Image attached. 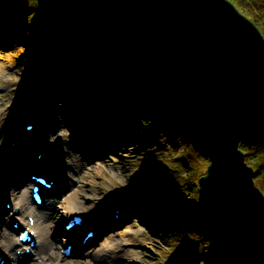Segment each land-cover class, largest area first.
<instances>
[{
    "label": "rangeland",
    "instance_id": "1",
    "mask_svg": "<svg viewBox=\"0 0 264 264\" xmlns=\"http://www.w3.org/2000/svg\"><path fill=\"white\" fill-rule=\"evenodd\" d=\"M45 3L54 9L49 0ZM45 3L0 0V28L5 26L4 19L9 20V31H0V254L7 264H39L31 260L36 254L27 262H15L1 237L10 228L9 209L25 202L22 193L33 211L51 213L45 238L55 248L41 256L44 264H185L182 257L169 253V238L178 225L173 217H163L160 201H178L181 207L195 208L198 179L204 175L207 158L176 128L167 130V138L144 131L145 121L141 115L130 114L131 106L114 103L111 97L102 101L103 96L97 102L104 104L94 105L91 96L98 90L85 97L75 95L70 82L64 80L63 70L57 69L60 58L55 46L51 45L49 54L42 49L43 34L49 26L65 29L62 18L52 14ZM17 40L21 47L15 45ZM68 101L85 103L87 109H70ZM95 115H99V122ZM78 122L83 126L76 131ZM29 123L38 124L39 131L24 134ZM12 139L14 146L4 151L3 144ZM85 139H90L87 146ZM34 151L52 156L51 171L58 181L57 189L38 207L30 202L26 175ZM125 191L132 192L134 199L120 208L116 219L114 213L119 207L115 204ZM2 198L8 199L9 209L4 210ZM47 201L54 203L49 206ZM179 210L183 215L184 209ZM14 213L25 221L22 210ZM72 213L82 214L89 226L101 232L79 245L72 258H65L64 238L71 232H65L63 224ZM228 231L237 245L247 243L238 228ZM194 246L189 240L186 251Z\"/></svg>",
    "mask_w": 264,
    "mask_h": 264
},
{
    "label": "water",
    "instance_id": "2",
    "mask_svg": "<svg viewBox=\"0 0 264 264\" xmlns=\"http://www.w3.org/2000/svg\"><path fill=\"white\" fill-rule=\"evenodd\" d=\"M98 60L131 65L193 149L198 219L238 228L264 264V194L239 144L264 138V37L228 0H49Z\"/></svg>",
    "mask_w": 264,
    "mask_h": 264
},
{
    "label": "trees",
    "instance_id": "3",
    "mask_svg": "<svg viewBox=\"0 0 264 264\" xmlns=\"http://www.w3.org/2000/svg\"><path fill=\"white\" fill-rule=\"evenodd\" d=\"M228 1L253 22L264 37V0ZM48 4L45 3V5ZM48 8L61 20V17L51 9L52 7L50 8L48 5ZM64 26L65 29H58V27L56 29L54 28L55 24H52L45 30L42 49L45 54H49L52 51L50 46L54 45L53 49L60 58L56 62L57 68L63 70L64 76L69 82L74 84L85 82V89L90 90L96 86L92 78L94 64H100L101 61L89 52L79 38L68 29L65 22ZM5 30L7 31L8 28ZM102 65L104 70L100 76V89L107 94L115 87L121 88L118 102L123 105H131L134 109L132 114L134 116L141 115L145 121L144 128L163 137L167 135V130H173V128L181 132L177 120L169 117L166 110L155 100L153 92L145 86L136 68L130 65L123 67L104 63ZM239 148L244 154L245 161L250 163L247 165L253 168L255 185L264 194V138L242 142ZM195 199L197 200V197ZM161 206L164 213L173 217L174 223L178 225L173 238H170L172 240L170 249H174L173 246L181 247V245L184 247L183 249H186L189 240L195 244L190 252L183 250L179 253L178 251V254H181L188 263L192 264L195 259H206V264H261L254 244L244 235L243 238L247 243L237 245L227 234L229 228L215 229L200 221L189 211H193L192 206L185 209L182 216H180L179 210L181 206L178 203L174 205L161 203ZM174 251L176 250L174 249Z\"/></svg>",
    "mask_w": 264,
    "mask_h": 264
},
{
    "label": "bare ground",
    "instance_id": "4",
    "mask_svg": "<svg viewBox=\"0 0 264 264\" xmlns=\"http://www.w3.org/2000/svg\"><path fill=\"white\" fill-rule=\"evenodd\" d=\"M89 144L90 143L88 141L85 142L86 146L89 145ZM20 194L22 195V197L25 200L23 205H20V204L17 203V205L21 206L20 211L22 210V212H23L21 216L26 215V213H27V215L29 214V215H34L35 216L34 226H32V230L35 231V234L37 235L38 239L40 237V239H39L40 242H39L38 249L34 250V252H37L39 256H42L43 254L48 252V250L50 249L48 247L53 248V246H50L52 244H50L49 241L47 240V238H45L46 237L45 231H46V228H47L46 222L51 220L50 219L51 218L50 217L51 213L46 212V211H39V212L33 211L29 207V205L27 206L28 198H26V194H22V193H20ZM30 202L32 203L31 199H30ZM53 203H54L53 201L52 202L51 201H47V204H50L49 206H52ZM33 205L35 207H37L36 204L33 203ZM20 222H21V224H25L24 220L20 221ZM26 225H28V224H26ZM99 232H101V231H99ZM99 232L97 230L96 234L97 235L100 234ZM1 237L4 239L5 246H6V249L8 250L9 256H12V251L14 250L15 246L17 244H19L17 238H15L16 237L15 232H13L12 230H8L7 229V233H2ZM93 239H95V238H93ZM41 240L43 241L42 243H41ZM43 245H45V246H43ZM112 247H113V245H112ZM103 249L104 248H102V250ZM58 258H59V256H58ZM70 258H72V257H70ZM62 259H63V257H62Z\"/></svg>",
    "mask_w": 264,
    "mask_h": 264
}]
</instances>
